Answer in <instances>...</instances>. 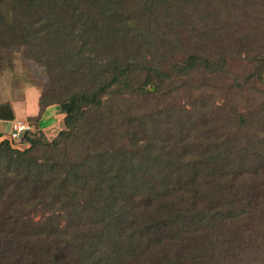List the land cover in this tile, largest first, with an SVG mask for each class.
<instances>
[{
    "label": "trees",
    "instance_id": "obj_1",
    "mask_svg": "<svg viewBox=\"0 0 264 264\" xmlns=\"http://www.w3.org/2000/svg\"><path fill=\"white\" fill-rule=\"evenodd\" d=\"M106 2L111 1L0 0L5 49L21 45L25 16L52 18L28 53L49 75L39 114L30 119L36 128L24 135L25 150L0 134V264H264V0H162L176 9L175 4L189 7L192 36H180L193 47L182 64L174 61L178 54L147 62L141 84L130 59L143 45L127 36L116 41L117 22L102 11ZM206 5L217 10L212 25L200 14ZM155 60L160 64L153 67ZM166 67L171 71H162ZM173 70L200 80L186 105L200 108L210 93L224 91L225 121L203 111L194 118L207 119V128L188 121L207 138L187 133L185 115L172 118L178 106L169 101L154 107L169 114L161 122L183 127L171 142H157L156 135V142L141 146L140 126L113 140L98 126L102 118L95 111L105 98L152 95V78L161 89ZM81 72L99 75V85L58 87ZM233 72L244 80L238 83ZM232 80L231 88L219 85ZM51 107L66 125L52 143L41 137ZM101 140L104 148L94 147ZM192 145L202 151L188 154ZM241 161L246 168L239 167Z\"/></svg>",
    "mask_w": 264,
    "mask_h": 264
},
{
    "label": "rangeland",
    "instance_id": "obj_2",
    "mask_svg": "<svg viewBox=\"0 0 264 264\" xmlns=\"http://www.w3.org/2000/svg\"><path fill=\"white\" fill-rule=\"evenodd\" d=\"M110 1V3H104L106 5L102 11L106 12L107 16L113 17L110 19L114 22H117L116 27L112 30L115 34L116 41L118 42V38H124L127 36L129 41L135 40L137 44L143 45L139 50L140 55L130 59L132 63L137 65L136 69L139 74H141L139 79L135 82L136 84H141V82L145 80L147 71L145 72L143 68L147 66V62L152 61L155 58L157 60H163L165 56L167 58L169 56H173L174 54H178L177 59L174 61L178 62L180 60V64H182L191 54L190 51L193 46H191V43H189L186 38L192 36V29L190 31V27L187 24L190 20V18H187V16H189L190 9L188 6L185 7V4H175V6L178 7V10L174 6L163 5L162 0ZM107 6H111L115 10H109V7ZM226 6L228 7V10L232 7L229 3ZM200 12V14H203L205 17L207 16L206 18H208V23L210 22V25H212L213 20L216 19L214 18L217 12L215 7L211 8L209 5H206L200 10ZM192 14L193 12L190 15ZM12 17L13 14H10L6 21H11ZM25 20L27 25L25 24L21 45L13 46L8 49H5L3 45H1L3 42L2 38L8 36L4 35L7 34L8 30L4 26V23H0V109L5 106L11 109L14 113L15 120L17 121H31V118L38 116L40 99L46 90L45 86L49 83V75L46 71L47 67L44 68V66L40 65L38 61H35V59L30 57L28 53L30 47L37 45L38 41H40L41 34L49 28V21L51 22L52 20L51 15L48 13H45L44 15L37 13L25 16ZM222 21H224V19H222ZM116 29L117 32H115ZM180 31L186 33V37H184L186 40L180 36ZM1 35H3V37H1ZM178 40L184 45L188 44V47H181ZM176 44H178L180 48H175L174 46ZM4 45L6 46L7 44ZM175 51L177 53H174ZM114 52V50H110L107 54L113 55ZM165 62L168 63L170 61L168 60ZM158 64H160V62L157 63L155 60V65L153 67H156ZM163 66H166V64ZM162 71L168 73L171 71V68L166 67L163 68ZM172 73L171 79L164 80L165 88L161 87V89H158L154 83V80L156 79L152 78L153 82L147 87L152 90V95L139 94L131 98L130 95L125 94L121 99L116 98L114 99L115 101L112 102L108 101L109 97H107V99L105 98V106L95 111L99 118H102L100 124L103 125L99 124L98 126L103 128L104 131L109 134V137L113 138V140L116 139L121 141L122 138L128 136L127 133L132 131L135 132V130L138 129V126H140V137L143 140V142L140 143L141 146L143 144L156 142V135H161L159 141L157 142H161L162 139L169 140L171 142V136H174V139L179 137L178 131L183 127L177 125L171 126L161 122L162 119L168 117L169 114H163V112L161 113L154 107L158 106L161 108L164 102L169 101L178 106L177 110L171 112L170 116L172 118L175 117L177 113L185 115L182 120L185 121L184 128L187 129V133L196 135V137L201 139L207 138L202 127L199 129H192V126L191 124H188V121L197 120L194 118L196 111H203L210 114L209 117L213 115L214 118L220 121V124L221 120L225 121L228 118V109L225 108L228 101L223 97L224 91L216 92L215 95H213L214 93H210L207 99L202 100L199 103L198 106H200L201 109L199 107L194 108L192 103H190V105L186 104L195 99L194 92L197 90L199 86L197 83H199L198 81L200 80L196 78V75H194L196 77L178 75L174 73V70ZM98 76L99 75L86 72V77H83L81 72L73 77H65L64 80H61V82L58 83V87L73 90L76 89V87L79 89L78 86L83 85V88L85 89H95L99 85L97 84ZM230 76L238 81V83H241L244 80V76L241 74L233 72ZM158 82H160L159 79ZM168 84H170L169 88L167 86ZM233 84V80L230 81L227 86L224 83L219 82L220 86H229V88L233 87ZM156 88L158 93L156 92ZM115 89L112 92L117 91V88ZM167 91L170 92V95L164 96ZM160 95L165 97L163 101L160 100ZM163 108L168 109L167 106H163ZM37 112V115H33L35 117H30L33 113ZM26 115L30 118H26ZM50 116L51 118L47 121L43 119L42 126L45 130H42L41 137L52 143L63 131L66 130V125L64 123V119L61 118L60 120H57L53 126H47L46 128L48 123L52 124L54 121L52 115ZM138 117L140 119L143 118L140 122L141 124L143 123L142 126L137 123ZM106 118L108 119L107 122L105 121ZM206 120L207 119H201L199 122L197 120V125H203V127L207 128L208 125L204 124V122L206 123L208 121ZM91 121L93 122V120ZM9 124L11 126V122L7 124V129H9ZM208 130L211 131L209 128ZM6 136H8L7 133ZM88 139L91 140V138ZM105 141L106 140H104V143ZM180 142L178 144L181 146L182 143ZM92 143L93 142H85L84 144L92 145ZM105 145H107L106 147H110L111 143ZM94 147L104 148L102 140L100 142H94ZM21 149L25 150L26 148L22 147ZM196 151L201 152L202 150L192 145V147L190 146L188 148L187 153L193 154ZM231 154L233 156L236 153L231 150ZM241 162L242 163L239 167L246 168L245 162ZM107 180L111 182L113 179L108 178ZM198 182H202V180L200 179ZM244 182L250 183L251 181L249 179ZM222 187H224V185H222L221 188ZM213 188L214 187L212 185L208 189L209 191L210 189L215 190ZM227 192L228 191L225 190L223 194L228 196ZM218 196H220V193ZM35 219L36 221H39L40 217H36ZM60 220L63 221L60 225V230H62L64 229L66 222L65 220H62V218Z\"/></svg>",
    "mask_w": 264,
    "mask_h": 264
},
{
    "label": "built area",
    "instance_id": "obj_3",
    "mask_svg": "<svg viewBox=\"0 0 264 264\" xmlns=\"http://www.w3.org/2000/svg\"><path fill=\"white\" fill-rule=\"evenodd\" d=\"M36 126L31 123L30 121H13L11 122V127L8 132V136L6 134L3 136L2 139L9 140L13 147H17V149H21L25 146L26 142L24 139V135L29 131L35 130Z\"/></svg>",
    "mask_w": 264,
    "mask_h": 264
},
{
    "label": "crops",
    "instance_id": "obj_4",
    "mask_svg": "<svg viewBox=\"0 0 264 264\" xmlns=\"http://www.w3.org/2000/svg\"><path fill=\"white\" fill-rule=\"evenodd\" d=\"M53 110H55V108H53V107H51L50 109H49V112H52V118H54V122L52 123V124H47L46 125V128H47V126L48 127H50L51 125L53 126V124H55L57 121L56 120H60V119H55V118H58V117H55V116H57V113H58V111L59 110H55L54 112H53ZM12 111V110H11ZM12 114H13V117H14V120H15V116H14V113H13V111H12ZM38 114V112L37 113H33L30 117H35V116H33V115H37ZM27 116V115H26ZM29 116H27L26 118H28ZM29 117V118H30ZM49 118H51V116H50V114L48 113V114H46L45 116H44V118L43 119H45L46 121L49 119ZM42 122H43V120H42ZM9 122H5V121H1L0 120V134H8V132H9V130H10V124H9V129H7L8 128V126H7V124H8ZM41 123V122H40ZM44 128V127H43ZM42 128V130H45V128L43 129Z\"/></svg>",
    "mask_w": 264,
    "mask_h": 264
},
{
    "label": "water",
    "instance_id": "obj_5",
    "mask_svg": "<svg viewBox=\"0 0 264 264\" xmlns=\"http://www.w3.org/2000/svg\"><path fill=\"white\" fill-rule=\"evenodd\" d=\"M0 120L5 122H12L14 120L11 109L8 107H2L0 109Z\"/></svg>",
    "mask_w": 264,
    "mask_h": 264
},
{
    "label": "bare ground",
    "instance_id": "obj_6",
    "mask_svg": "<svg viewBox=\"0 0 264 264\" xmlns=\"http://www.w3.org/2000/svg\"><path fill=\"white\" fill-rule=\"evenodd\" d=\"M14 121V120H13Z\"/></svg>",
    "mask_w": 264,
    "mask_h": 264
}]
</instances>
